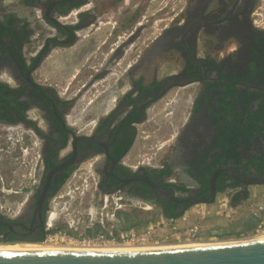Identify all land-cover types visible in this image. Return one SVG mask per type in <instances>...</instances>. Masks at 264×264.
<instances>
[{"label": "flooded vegetation", "instance_id": "af4514ba", "mask_svg": "<svg viewBox=\"0 0 264 264\" xmlns=\"http://www.w3.org/2000/svg\"><path fill=\"white\" fill-rule=\"evenodd\" d=\"M70 1L80 3L62 13L60 0H0V21L15 13L27 23V50L39 42L34 54L22 48L25 65L14 52L0 54V87L8 85L3 93L22 102L23 112L9 108L17 121H0V168L34 170L20 185L10 179L0 183V213L10 219L0 220V234L31 239L42 231L45 238L48 230L61 226L82 237L96 233L97 227L100 232L102 222L108 221L126 231L159 217L184 214L197 204L194 200H212L203 203L212 205L223 196V207L203 215L198 235L248 239L260 220V212L246 206L250 187L264 185L256 184L264 179V124L255 118L264 106V0H168L150 13L157 0ZM79 38L87 39V46L73 54L79 70L65 87L76 89L63 96L73 101L67 109L71 114L53 116L40 92L59 86L40 83L34 72L53 50L63 52ZM92 54L100 55L90 60ZM172 90L176 92L169 98ZM84 97L87 102L79 109ZM165 98L172 133L163 125L166 139L134 165L125 162L128 151L114 156L120 131L130 127L126 119L131 112L142 115L134 123L137 130ZM58 124L69 131L65 145ZM228 140L233 147L224 150L221 144ZM21 148L28 156L15 154ZM47 158L57 163L48 168ZM63 162L74 167L71 176L89 163L94 181L87 180L83 191L75 187L62 205L61 189H52L60 169L54 167ZM114 194L125 205L102 217V206ZM29 239L16 242L47 244Z\"/></svg>", "mask_w": 264, "mask_h": 264}, {"label": "rangeland", "instance_id": "374dc122", "mask_svg": "<svg viewBox=\"0 0 264 264\" xmlns=\"http://www.w3.org/2000/svg\"><path fill=\"white\" fill-rule=\"evenodd\" d=\"M168 0H157V3H154L153 7L151 8L150 12H155L156 11V6L159 10V8H163L164 4L167 3ZM264 9L262 11V15H263V19H264ZM36 15L40 16L41 19V12L36 11L35 12ZM146 15V14H144ZM159 15V14H158ZM158 18H160V15L158 16ZM261 18V19H262ZM258 21V20H256ZM156 26H158L159 28L161 27V23L157 22V24H154ZM39 30H36V34L38 35ZM34 35L35 37L37 35ZM39 40V39H38ZM87 39H83V38H79L78 42L71 48H66V50H63V52L61 51H56L53 50L50 54H52L51 58L49 59V61L47 60L44 64H41L36 71L34 72V76L35 79L37 81H39L40 83H46V82H50L53 85L57 84L59 87L56 86L57 88V92H59L61 94L62 91H65V95H73L74 93V89H76V86H74V89H68L65 90V87L67 86L68 82L71 81V73L74 70H70L71 72H69L66 76L67 80H65L62 83H59L58 77L54 78L55 75H50V66L52 65V61L53 60H60L59 62H61L63 60V62L66 64L65 67H68L67 69L69 70V68L73 67L69 66V64L67 63V61H65L63 58H65L66 56H70L72 54H76L80 51H82L84 48H86L87 46ZM35 43V47L34 49L31 50H27L28 48L25 46L24 47V51L26 52V54H34L35 51L38 50L39 48V42L38 41H34ZM80 50V51H78ZM89 51L91 50H86L84 53L88 54ZM57 54H63L62 56H57ZM82 54V52L80 53ZM100 54H92L90 56V60L94 59V57L99 56ZM52 59V60H51ZM89 60V62L86 64V66H88V64H91V61ZM68 65V66H67ZM76 66V65H75ZM75 82V81H74ZM55 86V85H54ZM63 86V87H60ZM176 90H172L171 93L169 94V98H172L175 94ZM172 95V96H171ZM168 99L165 98L162 101L157 103V107L155 106L153 111H149L148 116H147V120H145L142 123H139L137 125V133H136V137H135V141L132 145V147L130 148V150L128 151V153L125 156V162L129 163L131 165H134L138 162L139 158L141 155H150V149L149 148H153L151 149V151H155V147L157 144L162 143V141H164V139H166L167 136H164L163 134L161 135V131L163 132L164 130L162 129L163 125H168L166 126V129L168 128L171 130L172 133V127H171V123H167V118L165 115V112L167 111V109H165L168 106ZM87 102V97H84L80 102V106L79 109H81V107L83 106L84 103ZM71 110V109H70ZM71 111L67 112L66 115L67 117H69ZM166 121V123H164ZM19 154L20 151L17 149L15 150V154ZM17 154V155H18ZM80 169H77V172H75L72 176H70L67 181L65 182V184L62 186L61 190L58 193L59 196V200H61V204H64V197L65 196H71L73 193V190H75L77 187V189H80L81 191H83L86 188L85 183L87 182V180H93L94 181V172L92 169V166L89 163H86L84 165H82L81 167H79ZM34 176V170L32 167H25L22 169L19 168H15V169H11L9 166H2L0 168V183H3L2 180L4 179H10V180H15L14 185H20L21 181H25L29 180L31 177ZM113 196H118V194H115ZM6 199L8 200L10 196H5ZM223 196H219L217 198V200L215 201L214 204L212 205H205L203 203H197L194 204L187 212H185L184 214H189L190 218L189 221H193V222H198V223H203L204 220H206L204 217H206L209 212H213V210H216L218 208V206H221L223 203ZM112 199V197L110 198V200ZM264 200V185L263 186H254V187H250V196L247 199L246 202V206H255L259 203H262ZM61 206V205H59ZM112 210V205L109 203L108 205H103L102 209H101V214L102 217H104V215L106 214V212L111 211ZM195 212H198V214L195 215ZM201 212L204 214V217L201 215ZM194 215H190L193 214ZM212 238L209 239H203L202 241L204 243H209V242H214ZM219 240V239H218ZM222 241H232L233 238L228 237V238H223L221 239ZM18 243V242H16ZM187 244L188 242L186 241H182V242H177L175 240H170V241H166L163 244L164 245H170V244ZM0 244H7V243H0Z\"/></svg>", "mask_w": 264, "mask_h": 264}, {"label": "water", "instance_id": "95a60500", "mask_svg": "<svg viewBox=\"0 0 264 264\" xmlns=\"http://www.w3.org/2000/svg\"><path fill=\"white\" fill-rule=\"evenodd\" d=\"M75 143L76 141L74 142L76 147ZM65 164L66 162L61 163L54 167V170ZM146 182L157 191L174 198L169 190L149 179H146ZM256 184H264V179ZM193 203H212V200L198 199ZM212 243L123 251L0 250V264H264V238Z\"/></svg>", "mask_w": 264, "mask_h": 264}, {"label": "trees", "instance_id": "16d2710c", "mask_svg": "<svg viewBox=\"0 0 264 264\" xmlns=\"http://www.w3.org/2000/svg\"><path fill=\"white\" fill-rule=\"evenodd\" d=\"M82 1V0H80ZM28 2V1H27ZM80 3V2H79ZM79 3H75L73 1L70 0H60V2L58 3V6L60 8V11L62 13H68L69 11L72 10L73 7H76ZM22 23V25L20 26V28L15 29L14 25L16 23ZM27 27V23L25 22V19H21L19 18L15 13H9L7 14L4 19L2 21H0V54H3L6 51H10V52H14L13 54H16L19 56L20 61H24V57L22 56L23 54V50L22 48L29 42V33H27L25 31ZM6 39H10L11 44L6 45ZM35 62L38 61V59L34 60ZM22 65H25L22 62ZM34 65V63H33ZM32 67V65H31ZM4 90H9V87L7 84H3L0 87V121L2 122H6V123H14L17 121L16 115L14 116H10L9 113V108H11L12 110L16 111V112H21V114L23 113L19 107H21L22 102H18L14 96H11V94H7L5 95L3 93ZM40 92V91H39ZM40 94L42 95V97L45 99L46 102H44L45 108L46 110L53 116H55L56 114L59 116L65 115L68 111L67 109L71 108L73 105V101L70 99H66L63 96H61L57 90L53 87H47L46 89L42 88ZM51 106L53 108H51ZM262 109L261 111H259V113H257V115L255 116L256 119H261L263 121L264 124V106H261ZM60 108H62V110H60ZM20 114V115H21ZM141 114H134L133 112H131V114L128 116V118L126 119V123L128 124V126H130L129 128H126L124 130L120 131V138L119 140L116 141V145H115V150L113 155L114 156H121L127 153V151L130 150V148L132 147L134 141H135V137H136V133L137 130L134 126V123H137L140 121L141 118ZM28 123L31 122L30 120H26ZM254 129L255 130H261L260 127L256 126L254 124ZM57 130L59 135L63 138V144L65 145L67 142V139L69 137V131L66 129V127L62 126L61 124L57 125ZM264 130V129H263ZM222 148L225 150L227 149H231L233 147V143L228 140L225 141L221 144ZM50 159L47 158L46 159V166L48 168H52L57 162H50ZM74 172V167L72 165H68V166H64L61 167L55 175V178L53 180V182L55 183L52 191L53 193L58 192L61 187L65 184V182L67 181V179L71 176V174ZM212 171H209V173ZM220 189H223L222 186H219ZM181 213H174L172 215H167L168 218H178L179 216H181ZM0 220L3 221H9L10 219L3 215L2 213H0ZM156 219L150 220L148 221L146 224H148L149 222H152ZM107 223H111V222H107ZM113 224V222H112ZM96 225H98V222H96ZM114 225V224H113ZM2 229H4L5 231L7 230L6 226H1ZM143 226L141 227H135L134 230H139L141 229ZM98 228L97 227V232L93 234H91L90 236H96L99 234L98 232ZM66 231L69 234H73V230L69 229V228H62L61 226L55 227L51 230H48L47 232H52V231ZM122 230H119L118 228H116L114 226L113 232L115 235H118L119 232H121ZM1 233V232H0ZM44 235L42 231H39L37 234L34 235L33 238L29 239L28 236L23 235L22 237H18L16 235H14L13 233H9L7 237H3L0 234V242H9V243H14L16 241L19 240H26L29 239L30 241H34V242H40L41 240H43Z\"/></svg>", "mask_w": 264, "mask_h": 264}, {"label": "built area", "instance_id": "2783aa9c", "mask_svg": "<svg viewBox=\"0 0 264 264\" xmlns=\"http://www.w3.org/2000/svg\"><path fill=\"white\" fill-rule=\"evenodd\" d=\"M66 89V88H65ZM65 91H62L60 95L65 96ZM10 130V129H9ZM11 136V133L8 132ZM8 136L9 138H12ZM19 136V134H18ZM13 141L12 139H10ZM20 154L28 156L25 149H19ZM115 195V194H114ZM112 205V210L119 209L124 206L125 203L121 202V197L112 196L109 201ZM225 205L222 203L221 207ZM255 211L260 212V220L255 228V231L248 239L264 238V200L255 206H251ZM230 212H227V215ZM198 212H195V215ZM190 215H194L190 214ZM201 215L204 214L201 212ZM189 214H182L178 218L159 217L156 220L145 224L139 230H126L119 232L115 235L113 232L114 225L112 221L102 222V230L96 236H75L69 234L66 231H52L47 232L45 238L40 242H45L57 246H69V245H80L84 247H98V246H146V247H159L164 245L163 243L170 240L177 242L186 241L188 243H204L202 236L198 233L203 229L202 224L198 222L189 221ZM214 242H223L216 238ZM244 240V239H237ZM225 241V240H224ZM210 243V242H209ZM87 249V248H84Z\"/></svg>", "mask_w": 264, "mask_h": 264}, {"label": "bare ground", "instance_id": "6f19581e", "mask_svg": "<svg viewBox=\"0 0 264 264\" xmlns=\"http://www.w3.org/2000/svg\"><path fill=\"white\" fill-rule=\"evenodd\" d=\"M263 239V238H262ZM248 240V239H247ZM250 240V239H249ZM223 242H226L223 240ZM213 244L212 242H210ZM209 243H187V244H170V245H161L159 247H144V246H109V245H101L98 247H84L80 245H69V246H57L52 244H7L0 245V250H55V249H84L88 250H100V251H123V250H151L158 249L164 247H181V246H197V245H205Z\"/></svg>", "mask_w": 264, "mask_h": 264}, {"label": "crops", "instance_id": "0c3cea01", "mask_svg": "<svg viewBox=\"0 0 264 264\" xmlns=\"http://www.w3.org/2000/svg\"><path fill=\"white\" fill-rule=\"evenodd\" d=\"M75 56H73V54L72 55H70V56H66L65 58H63L65 61H67V63L69 64V66H72L73 65V62H74V58ZM51 57L50 56H48L47 58H45L43 61H42V63L41 64H44L47 60L49 61V59H50ZM52 60V59H51ZM60 61V60H59ZM58 60H53L52 61V65H49L50 66V69H51V71H50V75H55V77L54 78H57L58 77V82L59 83H62L63 84V82L65 81V80H67V78H66V76H67V74L69 73V72H71L70 70H73L74 69V71L71 73V78H70V80L71 81H69V82H72V80L74 79V76L76 75V72L79 70V67H77V65L76 66H74L73 65V67H71V68H69V70L67 69L68 67H65L66 66V64L63 62V60L61 61V62H59ZM40 64V65H41ZM68 66V65H67ZM68 82V83H69ZM63 87V86H62ZM71 114V113H70Z\"/></svg>", "mask_w": 264, "mask_h": 264}]
</instances>
